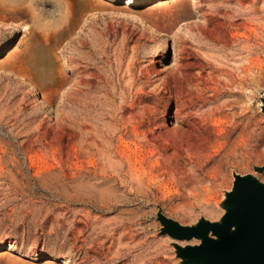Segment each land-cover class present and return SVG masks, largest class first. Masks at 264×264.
I'll list each match as a JSON object with an SVG mask.
<instances>
[{"label": "rangeland", "instance_id": "374dc122", "mask_svg": "<svg viewBox=\"0 0 264 264\" xmlns=\"http://www.w3.org/2000/svg\"><path fill=\"white\" fill-rule=\"evenodd\" d=\"M177 1L0 0V127L20 140L14 148L0 135V248L8 243L25 256L41 251L67 257L70 264H183L174 243H186L162 234L160 211L184 226L200 215L214 220L234 174H252L264 184V173L255 171L264 166V0H189L196 18L170 32ZM242 8L244 16L237 12ZM227 10L235 24L230 48L188 33L190 24L210 17L222 23ZM81 14L88 15L85 23L71 25ZM183 40L197 54L187 79L212 103L202 111L230 104L235 115L245 108L249 121L246 133L237 130L212 148L196 172L198 185L172 181L166 169L163 148L170 139L166 131L177 126L171 118L179 95L157 103L150 93L163 89L177 69ZM213 50L227 59L211 57ZM92 73L101 78L90 87ZM148 73L149 94L137 99L140 79ZM147 107L156 122L132 127L129 117ZM227 125L219 123V132ZM51 172L65 183L81 175L107 180L83 181L90 187L77 192L54 190L60 201L47 202L43 210L50 198L27 197L25 174L38 179ZM183 172L193 174L189 167ZM103 185L113 193L99 203ZM29 202L40 206L32 210ZM62 211L68 221L59 217ZM32 214L51 222L49 230L28 228L25 220ZM146 251L151 256L139 263Z\"/></svg>", "mask_w": 264, "mask_h": 264}, {"label": "bare ground", "instance_id": "6f19581e", "mask_svg": "<svg viewBox=\"0 0 264 264\" xmlns=\"http://www.w3.org/2000/svg\"><path fill=\"white\" fill-rule=\"evenodd\" d=\"M191 5L192 3H190L189 0H181L173 4L175 11H177V15H176L177 17L174 20H171L172 22L169 27L170 32H173V30L176 27H178L182 21L192 20L196 18V15L193 12H191V10H189V6ZM96 10L102 12L105 11V9L101 10L98 8ZM229 10L224 11V13L221 14L220 17L221 20H223L222 23L220 22L218 24L216 21L213 20V17H210L206 19L205 22L202 24H197V23L190 24L188 26V33L190 35H194L193 33L196 32L198 33L197 34L198 36L200 35L204 39L216 43L215 45L222 44L224 47L230 48L234 43L233 39L230 38L231 36L230 32L235 27V24L231 21L232 14L230 13ZM237 12L240 13V16H244L243 8ZM156 13L160 14V11ZM86 16L88 15L81 14L71 25L81 26L82 24L85 23ZM65 19L66 18H63L62 21H65ZM134 19L140 22L141 24L146 25L145 19L143 18L141 19L139 17L138 18L136 17ZM4 26L6 25L4 24ZM153 28H155L157 31H164L158 25H153ZM192 37L198 39L197 36H192ZM240 41L244 42V38L242 37ZM181 46L182 47L177 62V69L172 73L168 74L166 83H164L163 85V89L160 90L155 89L154 92L151 91L150 93L152 94L151 97L153 101L157 103L160 100H163L164 102L166 95L170 97L174 95H179L178 96L179 98L177 99L176 102L177 104L175 105L176 111L174 113V117L171 118L176 120L177 126L172 131H166L170 139H168L167 142H165V146L163 148L164 153L168 157L166 163V169L168 172V177L172 181L176 180L179 181L180 183L184 182L185 184L191 183L194 185H198L202 183V180L198 175H196V172L198 171L200 164L203 163L204 160H206L207 156H209V153L211 152L212 148L215 147L216 145H219L223 139L226 138L229 139L230 137H232L233 133H235L237 130H240L242 134L246 133V131L249 128V121L247 122L248 118L245 108L241 107L240 113L238 115H235L234 113H232L234 109L230 104L217 105L205 111H202V109H204L206 105L212 104L210 98L204 97L203 94L197 93L198 91L191 86L190 81L187 79L190 69L189 61L197 58V54L194 53L188 47V42L186 40H183L181 42ZM208 52L211 54V57L220 58L221 60L227 59L224 56H219L218 54H216L214 50ZM7 68L10 70L11 73L14 71L13 66L11 64L10 66H7ZM129 68L130 67H128V69ZM152 75H153L152 73H148L145 77H143L145 81H142V79H140L141 87L136 92L137 99H139L141 96H145L149 94L147 92V88L152 84V78H153ZM100 76L101 75L97 73L90 74V78L87 80V85L93 87L94 83L98 82V80L101 78ZM131 80L130 83H132ZM43 99L46 100V97L43 96ZM194 111H196V113H194ZM122 115H123L122 119H124L125 116L124 114ZM154 115L155 114L151 109V107H147L144 112H142L141 114H137V117H135L136 119L130 116L127 122L130 123L132 127L133 126L145 127L146 125L150 126L151 124L156 122ZM219 123L228 124L227 125L228 128L222 131V133L219 132L220 131ZM110 126H111L110 124H107V129H111ZM262 152L264 154V148ZM186 167H189V169L191 170V172H193V174H190L188 172L184 174L183 170ZM78 187L81 190H85L90 186L86 184H80ZM112 190L113 189L111 187H107V185L105 186L103 185V188L100 189V191H97L100 201L99 203L108 202L110 195H112L113 193ZM218 208L222 213L216 219L212 220L210 219V216L209 218H207L204 215H200L198 218H196L194 224L198 223V221L201 218H205L212 223L220 221L221 217L225 213V209L223 208L222 203L219 204ZM203 210L204 213H208L212 215L211 210L208 209H203ZM181 243H185V242H181ZM191 243L199 244L200 242L199 240L197 241L194 240ZM159 244H156L151 250L157 249ZM148 256H151V252L147 253L146 251L145 253H143V255L140 256V259H138L137 261L141 263Z\"/></svg>", "mask_w": 264, "mask_h": 264}, {"label": "water", "instance_id": "95a60500", "mask_svg": "<svg viewBox=\"0 0 264 264\" xmlns=\"http://www.w3.org/2000/svg\"><path fill=\"white\" fill-rule=\"evenodd\" d=\"M37 101H42V94L37 92ZM261 109L264 113V98ZM40 104L37 105L39 107ZM50 108H47L49 110ZM0 135L6 138L14 148H17L19 139L7 133L0 127ZM257 173H264L263 167H256ZM27 185L23 192L27 197L36 198L46 196L47 199L41 204L45 210L49 201H60L54 190L64 192H77L81 182L100 183L107 180L100 176L81 175L79 178L65 183L59 172H51L33 179L25 174ZM114 181L113 179H109ZM95 188V187H94ZM30 208L40 206L36 202H29ZM225 209L224 215L218 222H210L201 218L198 223L184 226L178 221L170 219L158 213V220L163 226L162 234H167L173 240L185 242L182 246L174 244L177 257L183 264H264V184L254 175L241 176L234 174V184L230 192L225 194L222 202ZM4 207V206H2ZM68 221L69 216L59 213ZM41 216L30 215L25 220L28 228L44 227L49 230L51 222H42ZM199 240V244H190ZM42 248V245H41ZM0 264H70L67 257H53L42 254L37 257H28L15 250L6 243L0 248Z\"/></svg>", "mask_w": 264, "mask_h": 264}]
</instances>
